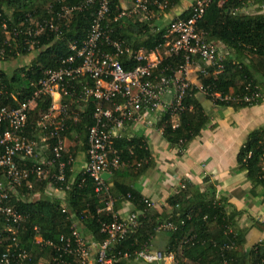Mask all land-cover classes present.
I'll return each instance as SVG.
<instances>
[{
  "label": "trees",
  "instance_id": "1",
  "mask_svg": "<svg viewBox=\"0 0 264 264\" xmlns=\"http://www.w3.org/2000/svg\"><path fill=\"white\" fill-rule=\"evenodd\" d=\"M175 1V0H174ZM82 0H0V50H4V59H17L35 53L31 62L7 73L0 70V107L16 108L31 100L35 84L47 69H57L62 59L70 54L72 43L80 46L85 39L91 21L95 15L96 5L82 12H74L67 28L61 26V36L48 31L33 40L25 32L33 28V24L59 12L62 7H75ZM161 3V0H157ZM169 6L173 0H167ZM264 5V0H214L205 10L198 29L203 31L210 42L222 45L226 56L222 61L223 68L216 73L215 66L205 68V74H199L197 80L205 90L204 99L219 109L234 110L260 106L264 102V14H241L249 4ZM156 6H151L154 12ZM121 11L120 0H110V16L106 24L111 28V38L120 39L124 45L134 51L143 49L153 51L163 42L164 31L154 32L152 20L144 23L134 18H120L113 21ZM189 16V11L181 18ZM16 32V33H15ZM124 60L122 59V62ZM180 60H165L164 65L176 66ZM125 64V63H123ZM126 65V64H125ZM199 90L191 87L182 100L181 110L177 114V126L173 127L169 113L160 116L155 128L161 131L163 140L178 156L183 155L188 146L200 136L211 124V117L198 99ZM50 106L49 97H40L36 106L28 113L27 133L32 126L47 112ZM94 102L89 100L82 107L80 121L67 123L65 137L75 143L73 148L86 152L87 129L93 125L92 113ZM6 125L0 124V134ZM114 148L118 151L122 163L130 164L110 174L105 180L110 185V194L115 199L113 212L117 213L121 204L128 202L131 212L140 214L136 230L124 241L111 248L112 255L120 258L127 253L128 260L122 264H131L133 255L151 246L157 233H164L167 244L163 255H172V264H264V242L254 244L244 250L247 230L238 226L239 213L228 203L227 198L217 195L216 187L209 176L203 179V187L193 186L183 181L180 188L170 196L165 207L160 210L146 206L147 199L135 191L130 184L141 177L152 165L151 155L142 138H120L115 140ZM70 152L64 154L62 161L66 163L65 181L55 184L54 181L28 180L12 195L15 208L29 215V220L19 232V246L28 256L29 261L23 264H58L52 261L54 252L50 248L34 242V228L39 229V236L44 242L59 243L61 236L71 234L73 221L79 225L95 243H102L106 235L100 232L102 223L111 222L112 214L102 211L101 203L95 192V183L81 171L73 176ZM49 154V153H48ZM47 153L45 156H49ZM74 154V153H73ZM69 156L71 160L68 159ZM70 162V163H69ZM237 170L245 172L252 186V194L256 189L264 190V125L250 132L240 147L236 157ZM21 162L20 165H22ZM57 164L52 168L56 173ZM51 186L64 192L62 203L57 199L39 198L28 200L33 194L41 193ZM183 187V188H181ZM20 196L27 200H21ZM21 197V198H22ZM62 204L66 213H62ZM172 224L174 231L160 230L163 225ZM2 241V242H1ZM7 235L2 234L0 222V256L6 249ZM9 243V242H8ZM71 264H76L72 260Z\"/></svg>",
  "mask_w": 264,
  "mask_h": 264
},
{
  "label": "built area",
  "instance_id": "2",
  "mask_svg": "<svg viewBox=\"0 0 264 264\" xmlns=\"http://www.w3.org/2000/svg\"><path fill=\"white\" fill-rule=\"evenodd\" d=\"M213 1L195 0L188 17H173L164 31L163 42L150 52L143 49L134 51L121 40L111 38L112 30L106 24L110 16V0H82L75 7H62L49 18L35 22L33 28L25 32L28 38L33 39L30 43L32 49L37 43L35 39L44 32L59 38L61 26L68 27L74 12L96 5L85 39L80 46L76 43L70 45V54L61 60L57 69H47L42 73L33 84L31 100L16 108L0 107V124L6 125L0 134V222L2 234L7 235L9 242L5 243L0 264H23L30 260L18 241L19 232L29 220V215L15 208L11 196L16 195L24 183L31 189L30 177L40 182L64 183L67 164L62 157L69 152L64 135L67 123L80 121L82 107L89 100L94 102L93 125L87 129V160L82 172L94 181L95 192L105 204L102 211L112 214L111 222L100 225V232L106 235V240L95 243L85 238L79 231L80 221H73L70 236H61L59 243L44 242L36 227L34 242L50 248L54 252L52 261L58 264H71L67 261L69 259L76 264H122L123 260H128L127 253L119 258L112 255L111 248L136 230L140 214L130 211L120 216L113 212L115 199L103 176L130 166L121 162L114 142L123 138L125 127L145 124L152 115L160 118L169 113L173 127H176L177 114L188 90L195 87L201 95L206 93L198 80L197 84L189 80V75L193 70L198 76L205 74V69L199 64L205 68L215 66L216 73L223 68L224 47L208 41L205 33L198 29L205 10ZM165 2L167 0H161V3ZM155 5L159 6L157 0H130V6L121 9L113 21L127 17L150 22V7ZM4 58V50H0V61ZM165 60H180V63L174 67L169 64L163 66ZM40 97H49L50 106L32 126L31 133H27L28 113L35 108ZM46 153H49L48 157ZM21 162L24 163L20 165ZM55 164L56 173L52 174ZM125 204L130 205L128 202ZM146 206L151 208L153 204L146 201ZM62 213H66L63 205ZM160 230L174 231L175 228L168 223ZM133 260L163 264L167 260L173 262V257H165L162 252L149 247L136 252Z\"/></svg>",
  "mask_w": 264,
  "mask_h": 264
},
{
  "label": "crops",
  "instance_id": "3",
  "mask_svg": "<svg viewBox=\"0 0 264 264\" xmlns=\"http://www.w3.org/2000/svg\"><path fill=\"white\" fill-rule=\"evenodd\" d=\"M194 1L173 0L170 6L162 3H159V6L155 5L151 23L154 32L165 31L171 19L189 11ZM120 6L121 9L129 7L130 0H120ZM248 10H254L252 14H264V5L249 2L240 12H249ZM164 22L167 24H163ZM0 70L7 72L5 68ZM190 81L197 84L196 78ZM207 105L208 103H205V106ZM204 109L206 112L205 107ZM209 113L214 114L211 117V124L181 156H178L176 149L165 143L161 131L155 128L158 116H150L145 124L125 127L123 137L142 138L152 158L151 167L141 177L131 184L126 183L151 202L155 209L160 210L165 207L167 199L175 194L183 181L203 187L204 177L209 176L216 187L217 195L227 198L228 203L239 213L238 226L247 230L243 248L247 250L254 244L264 242V190L256 189L252 194V186L246 178V173L237 170L236 157L248 134L264 125V102L260 106L239 110L215 107L210 109ZM67 142L70 143L69 140ZM78 151L82 158L79 155L76 162L73 161L75 162L73 176L84 169L87 160L86 152L80 149ZM109 179L110 175H107L105 180ZM42 196H47L46 198L50 200L57 199L62 203L65 200V194L51 186H47L41 195L33 194L28 200L34 201ZM21 197V200H27L26 197ZM131 209L130 205L123 203L119 206L117 214L124 216ZM79 231L85 238L91 240L80 225ZM162 239L164 248L168 238L162 234Z\"/></svg>",
  "mask_w": 264,
  "mask_h": 264
},
{
  "label": "rangeland",
  "instance_id": "4",
  "mask_svg": "<svg viewBox=\"0 0 264 264\" xmlns=\"http://www.w3.org/2000/svg\"><path fill=\"white\" fill-rule=\"evenodd\" d=\"M162 4H164V3H162ZM164 5L169 6V2H168V4L165 2ZM248 11L249 12H239V13H241V14H252V13H254V10L253 11L252 10H248ZM153 15L154 14H152V17H153ZM163 24L166 25L167 22L166 23L164 22ZM34 55L35 54L33 52L27 57H20V58H17V59H9V60L0 61V68L7 69V72H9V73L13 72L14 70H16L18 68H21L23 66L28 65L31 62V60L33 59ZM197 76H198V73L196 72V70H193V72L189 75V80H193L194 78H197ZM198 99L201 101L202 105H204V107L206 108L207 114L210 117H213L214 114L213 113H209V112H210V109H215L214 105L212 103L206 101L204 99L203 95H198ZM205 103H208V105L205 106ZM237 118H238V116H237ZM75 146H77V145L75 143L71 142V141H70V143L69 142L66 143L67 152L69 150L70 156L71 157L73 156L72 157L73 158V160H72V169H74V165L73 164H75V162L77 160V157H79V155H80V157L82 158V155L79 154V151H74V152L72 151L73 148H75ZM77 149H80V146H78ZM73 161H75V162H73ZM46 197L47 196H42L41 198L45 199ZM162 234H164V233H162V232L157 233L156 237L151 242L150 248L154 249V250H157V251H160V252L163 253L164 248L162 247V242H163ZM166 262H167V264H172L173 263V262H169V261H166ZM166 262H164L163 264H166ZM128 263H131V264H146V263H144L142 261H136V262L135 261H129ZM39 264H45V261L41 260ZM159 264H162V263H159Z\"/></svg>",
  "mask_w": 264,
  "mask_h": 264
},
{
  "label": "water",
  "instance_id": "5",
  "mask_svg": "<svg viewBox=\"0 0 264 264\" xmlns=\"http://www.w3.org/2000/svg\"><path fill=\"white\" fill-rule=\"evenodd\" d=\"M107 177V175H104L103 178L105 179Z\"/></svg>",
  "mask_w": 264,
  "mask_h": 264
}]
</instances>
